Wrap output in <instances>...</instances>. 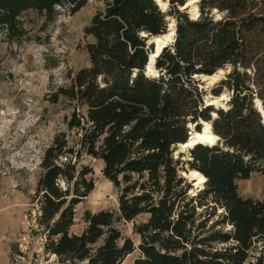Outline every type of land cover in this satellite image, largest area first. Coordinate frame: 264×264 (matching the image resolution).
<instances>
[{"label": "trees", "instance_id": "16d2710c", "mask_svg": "<svg viewBox=\"0 0 264 264\" xmlns=\"http://www.w3.org/2000/svg\"><path fill=\"white\" fill-rule=\"evenodd\" d=\"M87 1L0 0V35L19 43L29 38L25 11L45 28L59 8L73 13ZM95 1L83 29L89 63L48 97L63 103V126L41 153L27 211L49 264H121L134 251L130 264H264V197L237 185L264 174V0H196V14L186 0L165 10L156 0ZM169 26L150 72L147 41ZM220 68L205 87L201 77ZM223 92V106L207 104ZM202 124L215 141L174 156ZM84 156L102 162L117 206L85 211L75 233V207L95 186ZM123 222H133L137 244Z\"/></svg>", "mask_w": 264, "mask_h": 264}, {"label": "rangeland", "instance_id": "374dc122", "mask_svg": "<svg viewBox=\"0 0 264 264\" xmlns=\"http://www.w3.org/2000/svg\"><path fill=\"white\" fill-rule=\"evenodd\" d=\"M156 2L162 10L168 6V0ZM195 2L186 0L183 7H190V12L196 14ZM99 5L95 0H88L73 13L59 8L55 21L45 28H41L42 18L35 11L27 10L20 19L28 29L29 38L16 43L0 35V264H49L53 261V257L42 252L43 240L30 228L27 211L31 207L41 153L52 135L63 126L64 105L51 104L49 94L58 85L68 83L77 69L88 65L84 49L87 37L83 29ZM157 37L159 44L171 36L168 31L155 36V42ZM226 71V68L218 69L207 82L203 81L204 86L213 84ZM227 98L226 92L219 96L208 94L206 101L217 107L223 106ZM206 125L202 124L199 131L193 128L189 139L213 143L215 137ZM187 149L179 144L174 156L182 152L185 153L182 158H186ZM83 163L92 167L95 186L75 207L74 223L70 227L75 233L85 225V211L117 206L116 190L102 174V162L84 156ZM198 176L194 187L202 185L203 178L198 181ZM237 185L243 196L264 197L262 173L239 179ZM132 224L123 222L120 226L123 234L137 244L139 236L132 231ZM136 255L137 251L128 254L121 264H130Z\"/></svg>", "mask_w": 264, "mask_h": 264}, {"label": "water", "instance_id": "95a60500", "mask_svg": "<svg viewBox=\"0 0 264 264\" xmlns=\"http://www.w3.org/2000/svg\"><path fill=\"white\" fill-rule=\"evenodd\" d=\"M168 29H169V36H171L170 39L168 38V39H166L164 41H161L158 45L155 42V39H154L155 36L149 37V39L147 41L148 44H153V50L151 51V53H150V55L148 57V65L146 67L147 70L150 71V72L152 71V64H153V61H154L155 57L157 56L158 52L161 50L162 47H164L168 42H170L172 40V36H173V33H174L173 32V29H171V28H168ZM210 77H211V75L203 76V78H201V81L207 82L208 81V78H210ZM207 104H213V103L212 102H208ZM193 144H191V145L188 144V145H186V147H190ZM182 174L185 175V176H187V177H189V179L192 180L193 185L194 184L195 185L197 184V183H194L196 181V176L195 175H192V172H190V171L189 172H182ZM202 181H200V182H202Z\"/></svg>", "mask_w": 264, "mask_h": 264}, {"label": "bare ground", "instance_id": "6f19581e", "mask_svg": "<svg viewBox=\"0 0 264 264\" xmlns=\"http://www.w3.org/2000/svg\"><path fill=\"white\" fill-rule=\"evenodd\" d=\"M159 39H160L159 37L156 38V42H157V44H158V42H159ZM206 126H207V128H208V124H207ZM208 131H209V130H208ZM208 135H209L210 137L212 136L211 134H209V132H208ZM193 143H194L193 140L189 139L185 144H182V145H183V146H186V145H188V144L191 145V144H193ZM192 174L196 176L198 173L193 171ZM202 178H203V177H202L201 175H199V176H198V181L201 180Z\"/></svg>", "mask_w": 264, "mask_h": 264}]
</instances>
